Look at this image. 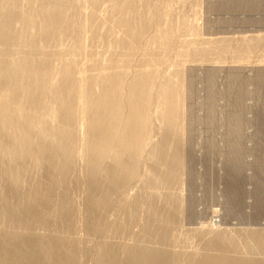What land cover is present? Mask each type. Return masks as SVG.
Wrapping results in <instances>:
<instances>
[{"label":"rangeland","instance_id":"rangeland-1","mask_svg":"<svg viewBox=\"0 0 264 264\" xmlns=\"http://www.w3.org/2000/svg\"><path fill=\"white\" fill-rule=\"evenodd\" d=\"M234 2L232 7L229 0H0V104L9 106L2 118L58 127L55 137L47 133L43 139L54 137L74 157L76 170L66 184L77 186L79 206L82 165L103 157L94 150L98 139L103 142L99 129L113 121L116 135L137 128L144 141L138 175L114 204L130 202L139 189L154 195L156 189L141 185L142 179L154 177L153 166L174 168L176 186L168 190L181 209L178 230L226 229L233 238L237 232L264 233V0ZM161 134L170 144L168 158L174 144L180 146H175L179 166L158 162ZM85 146L84 154L79 150ZM59 188L54 196L65 193ZM79 206L75 225L81 228ZM111 219L116 215L110 213ZM131 227L136 236L131 239L138 242V233L142 241L139 227ZM38 231L36 237L44 233ZM86 234L78 245L91 249L96 236ZM106 235L113 239L102 235L103 244L118 238ZM143 239L146 244H138L148 246L151 239ZM237 240L238 251L224 244L231 259H237L234 252L264 259V253L249 250L255 240Z\"/></svg>","mask_w":264,"mask_h":264},{"label":"bare ground","instance_id":"bare-ground-1","mask_svg":"<svg viewBox=\"0 0 264 264\" xmlns=\"http://www.w3.org/2000/svg\"><path fill=\"white\" fill-rule=\"evenodd\" d=\"M8 108L9 106L0 104V238H2L0 239V258L3 260L0 264H21L23 261L27 263L33 255H36L33 257L36 258L31 264H77L80 258L84 259V264H264V259L254 256L238 258L240 257L238 252H234L238 257L235 256L234 258L237 259L233 260L231 259L233 255H229L224 245L225 242H229L233 251H238L237 246L233 245L239 241L237 239H251L255 241H253L254 246L251 245L252 248L249 250L264 253V233L259 231L252 230L244 233L240 230L244 234L236 231L238 238L235 236L233 238L226 229L213 233L201 229L178 230L181 209L178 212L177 197L168 189L176 186L173 167L180 165L181 153L177 149L180 146L171 144L174 148H172V156L168 158L166 151L170 149V144L168 145L164 134H161L156 142L157 159L162 164H169L173 169L160 171L157 166H151L150 170L155 174L154 177L149 180L143 176L144 181L141 183V185L145 183L144 187L156 189L158 193L149 196L137 188L136 191L138 189L139 191L134 193L136 195L133 200L126 203L127 200L122 201L121 198L120 204H114L119 200L117 195L124 191L130 180L138 175V162L142 156L140 148L144 145V141L140 138V130L137 128L132 131L130 127L128 131L121 130L116 135L111 127L113 121L109 126L99 129L98 138L103 142L97 138L99 143L94 150L101 151L103 157L99 160L97 157L86 159L82 165L84 181L82 183L81 180V183L84 186V192H82L84 203L82 204L81 200L80 203L83 205L81 216L85 224L81 228H79L80 225L77 227L75 224L80 223L75 218L78 213L76 208L79 206L75 204L77 200L79 201V199L76 200L77 186L73 188L66 184L69 179L72 180L71 175H74L73 171L76 170H73L75 159L70 152L65 151L63 146L57 143V140L52 141L56 136L53 133L58 127L50 128L49 124L43 121L29 123L28 118L25 117L14 118V120L2 118L5 117ZM15 109L10 108V112ZM138 123L145 124L146 120L139 119ZM33 126L38 128L36 135L32 133L30 135L28 132ZM128 126H130L129 123ZM47 133L54 135L51 141L43 139V135ZM114 139L117 140L114 141ZM89 146L90 149L92 146ZM134 148H137L136 152ZM79 151L86 152V146ZM122 155L125 157L119 158ZM4 160H8L9 163ZM161 163L159 164L162 165ZM64 187L65 193L62 194L57 190L60 195L55 194V197V190L64 189ZM79 188L78 194L81 189ZM161 190L168 191L159 193ZM115 198L117 200L114 202ZM82 205L79 207L82 208ZM110 213L116 215L115 221L108 220ZM140 213L143 216L138 220ZM131 225L139 227L138 230L143 237H148L152 240L151 242L147 239L149 243L154 242L158 246L149 245L148 242V246L141 244L144 239L142 237L141 241V236L137 232L136 235L140 237L138 242L141 241L140 245L131 239L135 236ZM36 228L44 230V233L41 232V235L36 237L39 232L37 230L33 232V235L34 233L37 235L32 236L31 233ZM129 228H131L130 231H128ZM86 233L96 236L91 249L79 248L78 239ZM110 233L117 234L116 238L117 236L118 238L109 244L103 241L105 243L103 244L100 241L103 238L102 235L106 237V234ZM29 234L31 237H28ZM86 236L83 237L85 241L88 240L86 238L91 237L87 234ZM111 237L108 239L110 240ZM161 244H167L171 248H163ZM199 250L202 252H198Z\"/></svg>","mask_w":264,"mask_h":264},{"label":"water","instance_id":"water-1","mask_svg":"<svg viewBox=\"0 0 264 264\" xmlns=\"http://www.w3.org/2000/svg\"><path fill=\"white\" fill-rule=\"evenodd\" d=\"M229 1H230V4H227L228 6H232L233 7L235 4H237V2L236 3L234 2L235 0H229Z\"/></svg>","mask_w":264,"mask_h":264}]
</instances>
